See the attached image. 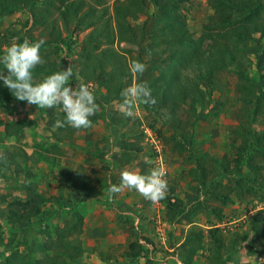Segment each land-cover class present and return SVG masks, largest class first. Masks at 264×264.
I'll use <instances>...</instances> for the list:
<instances>
[{"label":"rangeland","instance_id":"374dc122","mask_svg":"<svg viewBox=\"0 0 264 264\" xmlns=\"http://www.w3.org/2000/svg\"><path fill=\"white\" fill-rule=\"evenodd\" d=\"M116 1L124 0H88L90 4L105 5L106 17L113 24ZM140 4L144 12L138 22L149 24L154 7L150 0H141ZM36 6L39 10V4ZM35 9L0 19V56L6 46L14 40L22 43L27 34L37 41L41 39L39 34L42 30L45 32L44 28L32 27L31 14ZM178 12L195 38L201 35L203 25L213 15L209 0H189L178 7ZM59 28L64 30L62 25ZM90 31L91 27L64 30L62 37L70 41L71 50L65 45L42 46L40 54L45 63L38 66L45 67L56 61L60 64L58 71H62L70 65L73 76L69 83L73 87L80 82L92 86L100 110L91 128L74 133L70 142H59L55 133V115L60 112L59 108H37L14 96L0 100V264L15 250L28 259L31 256V261L39 264L43 257L36 251L34 242L49 245L57 238L60 242L48 253L56 255L60 262L66 260V264H184L180 245L185 237L190 231H201L206 236L210 228H218L227 242L235 236L243 240L240 249L230 254L225 264H264V246L257 243L249 225L254 216H259L264 227V170L263 179L254 182L253 174L243 169L248 182L255 185L254 195L239 192L235 180L218 173L221 170L218 165L225 164V156L230 166L233 165L236 152L233 146H239L248 126L258 142L252 155L256 164L264 166V148L259 144L264 123L262 118L252 119L239 112L243 93L238 91V87L245 85L260 91L264 34L255 35L248 42L247 55L237 53L239 63L235 60L217 76L210 96L200 97L194 103L193 128L187 142L182 143L184 148L179 150L180 135L167 125L165 117L152 115L144 110L143 104H138L134 117L126 118L118 110L119 103L96 84L97 72H89L92 80L85 81L78 52ZM43 39L48 40L46 33ZM106 47L115 51L126 70V76L121 79L123 89L130 86L133 76L128 66L132 59L141 56L137 54L138 48L130 42L119 43L117 37L111 43L100 44V49ZM0 64V71L7 74L3 63ZM35 68L32 70L34 84L42 75ZM241 71L245 76L239 75ZM17 128L21 129L20 133ZM146 129L150 130L147 134ZM123 140L137 141L141 151L125 152ZM145 157L152 163H147ZM154 166H164L167 170L165 199L153 204L135 190H125L109 199V187L120 184L122 170L146 174ZM199 166L209 176L207 188L202 185ZM62 168H68L73 177L74 185L69 190L56 180ZM215 177L220 189L232 200L222 206L223 217L218 221L213 210L220 203L208 194ZM166 199L177 204V215L172 221ZM12 200L30 201L51 213L43 223L20 222L8 216L6 204ZM77 218L82 220L80 232L74 227ZM135 241L141 246L137 257L130 249ZM76 245L80 246L79 254H74V261H70L69 255ZM210 246L209 239L204 237L191 264H210ZM224 256H227L225 252Z\"/></svg>","mask_w":264,"mask_h":264},{"label":"trees","instance_id":"16d2710c","mask_svg":"<svg viewBox=\"0 0 264 264\" xmlns=\"http://www.w3.org/2000/svg\"><path fill=\"white\" fill-rule=\"evenodd\" d=\"M141 0L116 1L113 5L114 24L106 17L105 5L90 4L88 0H0V19L17 12L31 11L36 7V12L31 14L32 27H42L44 31L39 38L48 36L45 45H65L71 50L70 41L62 37L63 31H76L78 28L91 27L86 36L85 43L80 47L78 59L81 61L85 81H91L89 72L96 73L95 82L104 87L106 94L117 103L121 102L120 93L126 76V70L121 66V58L110 47L100 49L103 42L111 43L117 37L118 42H130L138 48L139 60L147 65L146 71L138 77L140 81H147L152 89V96L156 99L154 106L143 104L144 110L155 116L165 117L167 125L173 132L180 135L179 146L184 148L191 128L192 117L195 115V102L200 97L210 96L213 91L214 81L219 74L224 72L235 60L239 63L238 52L247 55L250 51L248 42L255 39V35L264 34V0H209L213 15L203 25L202 33L198 38L189 31L184 18L178 12V7L189 0H150L154 7L153 14L148 22H138L139 15L144 12ZM39 4L40 8L36 6ZM148 24V25H147ZM62 25L64 30L59 28ZM30 42H36L32 35H25ZM207 41V42H206ZM206 42V43H205ZM233 44H237L234 46ZM149 51L151 55H149ZM133 60V59H132ZM59 63L54 61L45 67L38 66L35 71L41 73L39 82L46 76L58 72ZM1 67V64H0ZM109 67V69H108ZM260 72L259 92L249 86H240L238 91L243 93L240 111L244 116L252 119L262 118L264 123V73ZM240 71V70H237ZM242 77L244 72H239ZM245 81H248L247 77ZM38 82V83H39ZM257 93V94H255ZM13 97L9 89L0 81V100ZM186 106V108H185ZM57 119L63 120L64 114L60 112ZM92 123L98 116L90 118ZM19 122V121H18ZM20 123V122H19ZM8 128L7 126H5ZM19 133L21 129L17 128ZM63 135H58L57 140L70 142L72 135L79 130L66 126L59 128ZM60 133V134H61ZM244 136L240 137L239 146L230 166L227 157L223 158L225 164H219L218 173L235 180L239 192L254 195L255 185L249 183L243 174V169H248L253 174L254 182L263 179L264 166L256 164L252 152L257 147L253 130L248 126L244 129ZM159 135L161 133L159 132ZM264 148V135L260 138ZM122 149L125 152L141 151L138 142L123 140ZM68 168H62L57 174V181L65 189L73 187L71 173ZM203 177L202 185L207 188L209 176L206 169L199 166ZM214 186L208 188V194L219 201L220 206L213 210L217 221L221 220L222 206L232 200L228 193L220 189L215 177ZM57 203V202H56ZM166 207L170 211L169 220L172 221L177 212V204L166 199ZM8 216L11 219L32 223H43L51 211L47 212L39 205L30 201L12 200L6 204ZM262 218L254 216L250 220V230L253 232L257 243L264 246V227ZM82 220L76 219L74 227L80 232ZM204 237L210 241L208 260L210 264H225L230 254L237 252L241 247L242 238L235 236L229 242L219 233L218 228H210L206 236L201 231H190L180 245V254L184 264H191L197 256ZM60 240H53L52 244L34 242L36 251L42 254L43 264H66L58 261L57 256L48 252L57 246ZM134 256H138L141 249L138 241L130 245ZM80 246H73L69 257L74 261L73 255L79 254ZM223 252L227 256L222 257ZM21 254L18 250L11 252L3 264H37L31 261V256Z\"/></svg>","mask_w":264,"mask_h":264},{"label":"clouds","instance_id":"9594fccd","mask_svg":"<svg viewBox=\"0 0 264 264\" xmlns=\"http://www.w3.org/2000/svg\"><path fill=\"white\" fill-rule=\"evenodd\" d=\"M45 39L30 42L27 38L22 43L15 40L4 48L0 56L4 71H0V81H3L12 95L20 101H26L37 108H59L64 119H57L56 128L66 126L74 129H89L93 126L91 117L95 116L100 106L90 84L80 82L73 87L69 81L73 76L70 65L62 71L46 76L41 82L33 83L32 70L45 63L40 54ZM149 55H151L149 51ZM129 71L133 76L130 86L121 93V102L118 105L120 113L126 117H134L138 104L154 106L155 97L147 81H140L138 77L146 71L147 65L139 60L129 63ZM149 164L152 161L145 157ZM167 170L164 166H154L146 174L139 171L124 169L120 173V184H112L108 190L109 199L125 190H135L144 199L153 204L165 199L168 194Z\"/></svg>","mask_w":264,"mask_h":264},{"label":"crops","instance_id":"0c3cea01","mask_svg":"<svg viewBox=\"0 0 264 264\" xmlns=\"http://www.w3.org/2000/svg\"><path fill=\"white\" fill-rule=\"evenodd\" d=\"M60 112H61V111H60ZM60 112H57L56 115H55V120H56V121H57L58 114H59ZM86 130H88V129H86ZM79 131L82 132V131H85V130H79ZM55 133H57L58 135H63V134H64V132H63V134L60 132L59 128L56 129V132H55ZM60 133H61V134H60ZM75 133H76V132H75ZM54 135H55V134H54ZM64 140H65V139H64ZM71 140H72V137H71L70 141H71ZM62 141H63V140H62ZM59 172H60V171H59ZM59 172H58V173H59ZM58 173H57V174H58ZM56 177H57V176H56ZM70 179L73 181V177H72V176H71ZM56 180H57V178H56ZM58 184H59V183H58ZM73 185H74V183H73Z\"/></svg>","mask_w":264,"mask_h":264},{"label":"built area","instance_id":"2783aa9c","mask_svg":"<svg viewBox=\"0 0 264 264\" xmlns=\"http://www.w3.org/2000/svg\"><path fill=\"white\" fill-rule=\"evenodd\" d=\"M148 131H150V130H149V129H146V130H145V133L147 134ZM149 136H152V135L149 134ZM147 139H148V135L146 136V140H147ZM151 139H153V138L151 137Z\"/></svg>","mask_w":264,"mask_h":264}]
</instances>
